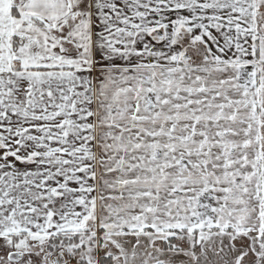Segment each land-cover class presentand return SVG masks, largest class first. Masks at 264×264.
<instances>
[{"label":"snow or ice","instance_id":"snow-or-ice-1","mask_svg":"<svg viewBox=\"0 0 264 264\" xmlns=\"http://www.w3.org/2000/svg\"><path fill=\"white\" fill-rule=\"evenodd\" d=\"M0 264H264V0H0Z\"/></svg>","mask_w":264,"mask_h":264}]
</instances>
